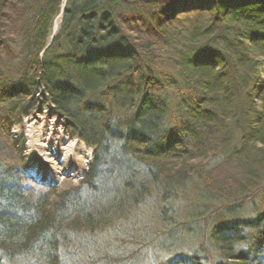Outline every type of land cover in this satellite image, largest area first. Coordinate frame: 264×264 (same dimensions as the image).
Segmentation results:
<instances>
[{
	"label": "trees",
	"instance_id": "obj_1",
	"mask_svg": "<svg viewBox=\"0 0 264 264\" xmlns=\"http://www.w3.org/2000/svg\"><path fill=\"white\" fill-rule=\"evenodd\" d=\"M63 3L0 0V263L51 264L77 234L131 233L170 195L183 204L169 231L199 245L168 264H264V0ZM110 45L125 49L87 52ZM38 95L93 146L52 212L55 188L9 137Z\"/></svg>",
	"mask_w": 264,
	"mask_h": 264
},
{
	"label": "rangeland",
	"instance_id": "obj_2",
	"mask_svg": "<svg viewBox=\"0 0 264 264\" xmlns=\"http://www.w3.org/2000/svg\"><path fill=\"white\" fill-rule=\"evenodd\" d=\"M56 17L59 19L57 27L54 28ZM56 17L52 22L51 37L58 31L62 18L61 13ZM124 49L119 45H110L103 48H92L87 52L92 55L100 50L121 51ZM54 50L48 53V57L55 55ZM42 55L41 52L40 56ZM259 71L257 78L262 81L264 80V65L259 68ZM71 72L76 73L75 70ZM256 92L257 90L254 89V96ZM170 102L172 103L171 100ZM36 105V109L24 115L18 124L10 126L9 137L16 141L17 147L22 148V167L25 172L41 182L47 181L49 186L55 188L56 192L46 198L47 209L52 212L55 204L59 202L58 193L70 190L79 184L83 171L92 157L93 146L85 144L81 138L72 135L74 129L71 122L46 100V95H38ZM52 120L61 133L54 141L51 151L43 154L42 149L34 144L29 134L36 126H42V129L47 128ZM28 125H31V128L28 129ZM64 136L68 138L65 142H63ZM90 136L91 138L98 137L96 134ZM64 149L71 152L74 158L63 159L61 155ZM49 157L52 158L51 161H48ZM181 196H183L182 192ZM158 197L155 201H148L145 221L135 231L120 233V231L106 229L96 231L92 236L91 234L84 235L83 238L77 234L76 244H69L65 249L60 248L59 253L53 256L51 264H168L179 256L194 255L199 245L197 235L183 229L169 231L170 228H168L167 219L178 206L183 204L182 197L180 200L176 199L178 202L173 201L170 195L164 198ZM162 212L166 213V216ZM204 244L211 246L208 241ZM0 264L24 263L15 260L8 261L4 258Z\"/></svg>",
	"mask_w": 264,
	"mask_h": 264
},
{
	"label": "bare ground",
	"instance_id": "obj_3",
	"mask_svg": "<svg viewBox=\"0 0 264 264\" xmlns=\"http://www.w3.org/2000/svg\"><path fill=\"white\" fill-rule=\"evenodd\" d=\"M58 19L59 17H56L54 20V28L57 27ZM29 127L31 128V125L30 126L28 125V129ZM60 133H61L60 129L58 128V126H56L53 123V120H52L50 125L45 129H42V126H36V128L29 134V137L31 138V140L34 142L35 145H37L38 147L42 149L43 154H47V152L51 151L54 145V141L57 139ZM66 139L68 138L64 136L63 142H65ZM61 157L63 159H73L74 158L73 154L69 152L67 149L63 152ZM51 160L52 158L49 157L48 161H51Z\"/></svg>",
	"mask_w": 264,
	"mask_h": 264
},
{
	"label": "water",
	"instance_id": "obj_4",
	"mask_svg": "<svg viewBox=\"0 0 264 264\" xmlns=\"http://www.w3.org/2000/svg\"><path fill=\"white\" fill-rule=\"evenodd\" d=\"M62 10H63V6H62V8H61V12H62ZM61 12H60V13H61ZM52 37H53V36H52ZM52 37H51V39H52ZM48 45H49V44H48Z\"/></svg>",
	"mask_w": 264,
	"mask_h": 264
}]
</instances>
